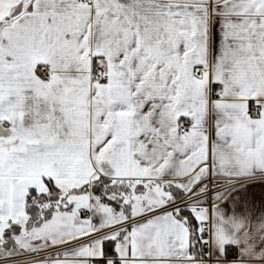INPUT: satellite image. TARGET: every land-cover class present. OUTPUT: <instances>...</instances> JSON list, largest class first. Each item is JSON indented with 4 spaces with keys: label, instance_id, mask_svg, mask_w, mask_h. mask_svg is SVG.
I'll return each mask as SVG.
<instances>
[{
    "label": "snow or ice",
    "instance_id": "obj_1",
    "mask_svg": "<svg viewBox=\"0 0 264 264\" xmlns=\"http://www.w3.org/2000/svg\"><path fill=\"white\" fill-rule=\"evenodd\" d=\"M0 264H264V0H0Z\"/></svg>",
    "mask_w": 264,
    "mask_h": 264
}]
</instances>
